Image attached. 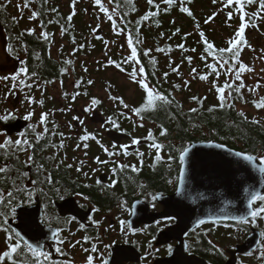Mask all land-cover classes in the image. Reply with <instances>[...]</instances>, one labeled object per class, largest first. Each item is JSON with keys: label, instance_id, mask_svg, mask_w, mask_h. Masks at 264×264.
Instances as JSON below:
<instances>
[{"label": "snow or ice", "instance_id": "obj_1", "mask_svg": "<svg viewBox=\"0 0 264 264\" xmlns=\"http://www.w3.org/2000/svg\"><path fill=\"white\" fill-rule=\"evenodd\" d=\"M46 2V0H45ZM163 4L166 6L164 11L167 12L171 7L177 6V0H162ZM192 0H179V11L181 13L187 14L195 22V31L199 35L198 44L202 45V51L198 53L199 60L204 63L205 72H199L195 67L191 68L190 75L193 79L198 78L200 81L208 82L210 87L209 91L214 90L216 93V98L218 103L208 108L209 112H213L217 108L219 109H234L236 99H239L243 103H247L244 97V90L246 89L249 93L257 94L261 83L257 81L254 86L248 87L245 83L244 75L246 73H253L254 68L244 63L241 59V53L245 47L249 48L252 51H255L254 48L248 43L245 38L246 29L249 27L259 28V24L256 21H264V0H212L213 5L219 4L220 7L207 16L204 19V24L207 25L213 22L221 12L226 16V23L231 27V22L233 19L238 18L240 23L238 27L234 30V33L226 41V47H217L213 41H210L206 36L205 32L201 30V25L196 17L194 16L192 10L185 6L186 4H191ZM91 3L95 9H97L98 14H103V17L111 23V30L115 36H124L126 46L128 49V55L122 56L120 60H115L108 55L107 49L110 44H115L116 41H109L103 36L99 35V25L96 28L92 29V35L95 39L100 40L105 46L104 56L106 61L97 63L100 64V67L107 69L108 67H114L120 73L125 74L129 81L138 85L139 89L142 92L140 102L136 106L129 105L125 102L124 98L118 95H113L111 92L112 84L109 83L105 89L107 93V99L111 101L117 108V112L113 115L107 116L103 121L101 127L108 129H115L120 132H124L131 136V133H127L126 129H123L120 125V118L125 120H132L133 127H144V119L146 113H151L156 111L160 107L168 106L175 103V99L172 96L171 92L165 93L159 87V81L153 84L151 82V77L156 76L155 65L157 64V59L152 55L153 49H142L143 41L141 39L140 27L145 21H149L151 18H154L159 15L160 4L156 3V0H147V4L150 6L149 10L141 16L138 20L135 21L134 28L130 27L131 22L126 19V15H121L118 12L120 7L118 0H91ZM76 5L77 0H71L72 12L67 17V21L70 23L73 19V16L76 14ZM251 6H255V10L249 12L247 9ZM17 8L23 12L24 9H30V15L28 16L29 20H37L39 13L31 8V0H21V3L17 5ZM152 9H155L153 11ZM51 11L56 12L57 9L53 8ZM22 17H12L13 23H18V20ZM99 18V16H98ZM51 22V21H49ZM157 26L159 22L157 21ZM41 32L38 36V39H42L45 42L51 43V34L44 30V25L41 23ZM67 31L63 26L61 27V33L64 34ZM36 34L35 28H29L25 31L19 33L16 37V40L20 42V47L27 54L28 48L27 45L22 41V37L25 35L32 36ZM181 29L176 28L172 35L169 37L171 39L173 36L180 35ZM192 33H184L181 37L182 42L176 45V48L181 50L184 53H197V48H188L185 46L183 41H186ZM163 36V33H161ZM72 43L76 45L75 36L71 37ZM94 47V45H92ZM124 48V45L120 46ZM85 48L84 44H79L74 48L72 55L76 51L83 50ZM173 48L171 45L166 47H156L155 51L158 53L170 54ZM5 51L8 55L14 56L15 59L19 61L20 67L10 73L9 75L0 76V82H11L10 87L3 95V99L7 100L10 96H15L17 94V89L21 92L24 89H28L29 92L24 94L23 104L26 105L25 112L21 117L19 115L20 110L17 108H3L0 110V125H8L10 122H15L19 119H22L25 122H28L26 126L22 129H18L15 133V139L9 134L10 129L7 127H0V152L3 153L2 162H0V264H71L70 261H57L54 259L53 253L59 256H66L67 253L64 249V245L68 242L67 238L62 235L65 231L63 227L56 226L53 227L52 219L47 216L45 213L43 218L44 225L48 228V233H45L43 227L37 223L36 211L38 210V205L36 209H32V205L37 204V196L42 195L48 199V204H53L52 196L58 197L60 200H65L67 196L75 195L81 197L83 200H89V197L84 195L79 191H69L67 187H64L60 184L58 180H54L53 173L47 168L46 164L41 162L36 163L35 159V146L40 143V141L49 134L48 128V118L51 115L50 112L42 111L39 115L37 123H31L35 115V109L33 105H40L43 107V99H35L30 94L31 89L34 87V83H29L32 80L36 73L33 72L29 74L28 68L26 67V61L20 59L18 55V50L9 44ZM262 55L257 57V59L264 60V49L261 50ZM142 57L148 59V63L153 67L151 73L146 71L145 64L142 62ZM39 59V57H37ZM194 57L192 55H186L182 57V61H186L189 65H192ZM66 64H72V60H66ZM173 61L169 60V67L171 72L177 76L181 75L180 65L173 66ZM130 68V70H129ZM84 72H88L87 67L83 68ZM66 69H61V75L64 74ZM261 72H264V69H261ZM225 76L226 79L221 84L220 77ZM169 77V72L163 73V79L167 81ZM213 77V79H210ZM53 81H45L44 84L52 83ZM238 82V83H237ZM190 83L189 80L184 81V86H188ZM63 81H61V85ZM91 86L94 84L92 79L85 81L83 78L77 80L74 84L76 89H80L83 85ZM43 87V85H39ZM172 88L174 90H179L181 88L180 84H173ZM65 99L69 97V93H63ZM89 97V101L86 106L83 108V116L73 115L72 121L77 122L80 126L83 127V134L79 136V142L76 144V148L79 149L81 144L83 148L87 149L89 147L88 141H95L96 144L102 149L103 153L108 157V159H101L100 156L94 158L93 163L98 166L107 167L109 164L112 165L110 171L113 177L117 176L120 172L125 169H130L132 172H139V168L136 164H126L122 163L119 160L114 159L119 156H128L129 148L134 145H139L141 143V138L131 136L129 144H112L111 148L106 146L101 142V139L98 138L96 133L89 132L85 126V119L88 116H91L95 113L96 109L100 107L103 103L101 98L96 96H89L87 90L75 91L71 94V100L75 101L78 96ZM192 101L199 105L200 108L203 107L204 101L207 97L193 96ZM252 104L257 111L264 110V96H259L258 98L253 99ZM181 107L180 105H177ZM122 109V110H121ZM126 110V111H125ZM60 111H71V108L60 109ZM191 113H196L198 108H190ZM238 117L246 123H251L254 125H261V119L253 117L251 120L246 115L243 110H237ZM135 117L136 119H133ZM138 121V122H137ZM38 126H42L43 131L38 132ZM57 126H53L51 135H59L61 141L59 148L64 147V133L55 130ZM68 127H73L72 123L69 122ZM159 136L166 137L168 135V130L163 125H160ZM33 137L30 139L29 137ZM145 141H151L148 147L155 150V160H161L160 151L163 148V145L157 141V137L154 135L151 128L148 129L147 135L143 137ZM235 139V138H234ZM209 146L220 149L222 152L226 153L228 157H234L235 160H229V163H235L239 168L246 171L248 175L242 178L240 182V187L243 184L247 183L249 179H254L252 177V170H255L260 176L264 177V151L255 152L247 149L235 150L232 147H229L226 143L223 142H214L210 141ZM33 150L32 154L27 155V159L23 162L22 168L27 170H22L20 166H14L8 163L12 157H15L17 164L19 163L18 153H29V150ZM136 156L139 160L140 165H143L144 153L140 152L138 149L136 151ZM87 155V152H85ZM189 155V149L183 148L180 151L179 155V173L174 180H168L169 184L178 183L181 186V189L186 183L187 168L185 167L187 163V157ZM50 159H54L50 158ZM66 159V158H65ZM169 159H173L169 157ZM61 166H65L68 169L74 167L73 164L69 163L65 165L64 160H60L58 163H55L54 167L58 170ZM85 161L80 160L78 166L75 167V171L84 176L85 178H91L89 172H85L84 169ZM35 167L36 170V179H32L30 175L31 169ZM100 171V168H92L91 172L95 174ZM15 173V175H13ZM27 181V183H26ZM97 185H101L102 182L100 179L96 181ZM116 183L115 179L112 180V183L108 185L109 187L114 186ZM42 185H46L48 191L44 190ZM79 186V185H78ZM83 187H90V185H83ZM143 188V185H141ZM180 189H178L179 193ZM245 191H248L245 189ZM147 197L150 198L153 208L156 207V201L160 199V196L155 193H147ZM48 204L45 205V208L48 207ZM126 206V201L121 203V207ZM81 208L84 207L83 204L80 205ZM93 213L100 211L99 208L93 207L91 209ZM134 215V211L129 213ZM27 218L30 220L31 224L28 227V230L20 229L19 225L13 226L10 221L14 220H23ZM76 217H69L64 223H71L75 220ZM228 219V217H224ZM232 220H235L237 225H252L254 227L258 226V221H264V194L256 191L252 188L251 191H248V201H247V212L244 215L239 217H231ZM177 220V216L174 214L165 213L162 220H157L156 224L159 225L162 222L174 223ZM56 224L59 225L61 222L59 219L55 220ZM92 224L99 227L100 221L92 220ZM120 231L121 234L125 237L129 233H136L137 231H142L140 229H135L132 226L131 221L129 220H120ZM167 223L165 226H167ZM206 223L205 220L201 219L198 221V226ZM216 223V221H213ZM35 225L37 231L32 232L31 226ZM81 228H84V225H80ZM223 227L230 228L236 227V225H231L224 223ZM237 231L241 229L236 227ZM195 231V230H193ZM187 235V234H186ZM199 235V234H198ZM207 235V233H205ZM231 238V233L228 234ZM261 237H264V231L260 233ZM91 237L84 236L83 242L88 243L91 241ZM155 239V237H153ZM51 241V243H49ZM127 242V240H125ZM208 243L212 246V251L215 255L221 257L224 261V264H233V261L229 259V256L226 254V247H220L214 244L211 240ZM47 245V247H46ZM80 245L82 250L85 253H88L85 259V264H109V260L104 257L103 253H100V260L97 261L96 257L93 254L99 252L96 243L91 244V248H83L81 240H76L74 243H71V247H76ZM112 247V245H104L105 249ZM187 250L191 249V245H185ZM172 246H168L169 254L172 253ZM153 254V244L149 240L147 244V250L141 259L147 260L149 256ZM253 253L248 252L247 255L251 256ZM23 257V259H20ZM258 259L264 260V247L260 249V255Z\"/></svg>", "mask_w": 264, "mask_h": 264}, {"label": "trees", "instance_id": "obj_2", "mask_svg": "<svg viewBox=\"0 0 264 264\" xmlns=\"http://www.w3.org/2000/svg\"><path fill=\"white\" fill-rule=\"evenodd\" d=\"M118 3L120 5L118 12H120L121 15L127 14L126 19L131 22L130 27L133 28V31L135 30V21L143 16L150 8L147 4V0H118ZM156 3L160 4L159 15L151 18L149 21H145L141 25L140 34L143 43L140 47L142 49H153L152 55L157 59V64L155 65L156 76L151 77V82L155 84L159 81L161 90L165 91V93L171 92L175 99V103L160 107L154 112L146 113L143 122L147 123L149 126L144 124V127L140 128L139 131L147 132L148 129L151 128L154 135L157 137V141L161 143L163 147L168 146V143L173 144L174 142L175 147H183L187 142L214 139L238 149H247L255 152L264 151V118L261 120V125H254L243 122L237 115V110H243V108H239L238 104L243 107L246 105L254 108L251 101L259 96H264V93L259 92L260 94L257 93L254 95L245 89L244 97L247 103H243L239 99H236L234 101V109H228L227 107L224 109L217 108L213 112H209L208 108L218 103L215 91H209V88L206 87L207 83L202 84L204 81H200L198 78L189 79V85L186 87L184 86L185 74L190 73L192 67H195L201 73L206 71L204 63L199 60L198 53L202 51V45L197 43L199 35L195 31V22L187 14L179 11V0H177V6L171 7L167 12L164 11L166 6L163 4L162 0H156ZM185 6L192 10L196 20H198L201 25V30L205 32L208 39L213 41L217 47H226L227 39L233 35L234 30L240 23L239 19L235 18L231 22H228L232 25L229 27L226 23L225 14L221 12L216 16L213 22L205 25L204 19L211 15L212 12L216 11L220 7L219 4L213 5L212 0H192L191 4H186ZM31 8H34L40 14L37 19L38 28L28 23L27 16L18 14V8L14 0H0V26L6 34L7 46L11 44L18 50L19 57H22L21 59L24 57L23 60L26 61L29 74L33 72L36 73V76L29 81V83H34V87L31 89L30 94L37 100L43 99V108L51 113L50 116H53L52 121L48 120L49 134L45 136V139L41 140L43 143L36 145L38 150L44 149L45 151L50 148L51 141L54 142L55 146L59 147L61 137L58 134L55 136L51 135L54 125L57 126L55 129L57 133L64 132L63 129L58 127V117L63 113L59 111L58 107L54 104L56 98L52 96L48 88L44 86L52 85L57 81H63V90L61 94L65 99L63 93H69V97L65 99V101L68 104L75 105L81 100L89 99V97L81 95L78 96L75 101H72L71 94L75 91L83 92L87 90L89 96H97L94 94V88L96 86L100 84L102 88H107V85L111 83L113 86L111 89L113 95L123 97L125 102L129 105H138L142 96L140 89L136 90L137 92L134 97L127 102L128 91L130 89L129 86L119 81L116 74L108 76V69L101 68L100 64L94 62L88 63L93 57L104 52L105 46L100 40L95 38L88 39L92 24L85 19L87 11L84 4L79 5V1L77 0L76 14L73 16L70 23L67 21V17L72 12L71 0H46V2L45 0H31ZM53 8L57 9V11H51ZM250 9L251 7L247 10L249 11ZM152 10L155 11V9ZM12 17L22 18L18 20V23H13ZM157 21L159 22V26H157ZM41 23L44 25V30L51 34V43L38 39L41 32ZM62 26L67 29L64 34L61 33ZM29 28H35L36 34L32 36L25 35L21 38L28 48L26 54L23 49H21L20 42L16 40V37L19 33ZM176 28L181 29V34L169 39ZM161 33H163V36H161ZM184 33H192V35L183 42L188 48H197V53H184L176 48V45L182 42L181 37ZM72 36L76 38V45L72 43ZM245 38L255 51L245 47L241 53V59L244 63L253 67L252 53L262 50V37L259 34L253 35L249 28H247ZM59 42L62 43L63 46L58 49L59 52H57L56 55L53 47H57ZM79 44H84L85 48L76 51L75 54L72 55L74 48ZM92 45H94V47H92ZM168 45H171L173 48L170 54L158 53L155 51V48L158 46L166 47ZM108 55L115 60H120L122 56H126L123 51H119L118 47H113L108 52ZM186 55H192L194 57L192 65H189L186 61H182V57ZM37 57H39V59H37ZM66 60H72V64H66ZM169 60L174 62L173 66L180 65V76L171 72ZM99 61L103 62L102 60ZM142 62L145 64L146 71L151 73L153 67L149 65L148 59L142 57ZM93 64H97V68L102 70L100 75L98 71L91 68L94 66ZM84 67H87L88 72H84ZM111 68L114 69V67ZM61 69H66L63 75H61ZM164 72H169L167 81L163 79ZM81 78L85 81L92 79L94 84L91 86L85 84L80 89H76L74 84ZM210 79H213V77H210ZM225 79L226 77L222 75L219 82L222 84ZM45 81L53 82L44 84ZM197 83L204 85L203 88L205 91L203 94H200L197 90ZM70 84L73 86L70 87ZM173 84H180L181 88L179 90H174L172 88ZM39 85H43V87H39ZM5 92L6 91H4V93ZM26 92H29V90L27 89ZM193 96L207 97L202 108L192 101L191 98ZM193 107L198 108L196 113H191L189 111V109ZM243 111L250 120L256 117L248 111ZM115 112H117L116 106L111 107V115ZM120 125L127 131L133 130L131 129L133 123L122 117L120 118ZM160 125L167 128L168 135L166 137L159 136ZM1 126L2 125H0V127ZM37 131L42 132L43 129ZM204 133H209L210 135H201ZM29 138L32 139L33 137L30 136ZM176 142H179V144H176ZM64 146L69 147V144H64ZM18 155L19 163L17 164L14 157V164L22 168L24 155L23 153H18ZM2 157L3 153L0 152V158ZM12 159L13 157L8 160V163L12 162ZM0 162H2V159H0ZM55 220L56 217L52 219V224L57 226ZM86 248L90 249L91 246H86ZM20 259H23V257ZM70 262L71 264H75L72 261Z\"/></svg>", "mask_w": 264, "mask_h": 264}, {"label": "flooded vegetation", "instance_id": "obj_3", "mask_svg": "<svg viewBox=\"0 0 264 264\" xmlns=\"http://www.w3.org/2000/svg\"><path fill=\"white\" fill-rule=\"evenodd\" d=\"M259 27H261L260 24ZM53 50L56 54L59 52L56 46L53 47ZM53 85L54 84L44 87L50 90L49 87H53ZM102 89L105 90L106 88H102L100 84L94 88V94L97 95L96 97L101 98L103 103L96 109L93 115L88 116L85 119V126L89 132L96 133L98 138L101 139V142L109 148H111V145L114 143L117 145L129 144L131 136L141 138V143L139 145H134L129 148L130 154L128 156H119L114 158L122 163L136 164L140 169L139 172L134 173L130 169H125L117 176L113 177L110 171L112 167L111 164L107 167L95 165L93 161L96 156H100L101 159H108V157L103 153L102 149L95 141H88L87 143L89 144V147L87 149L83 148V144H81V147L77 149L76 144L79 142V136L83 134V127L77 122L72 121L73 115H84L83 108L86 106L89 99L81 100L84 103V106L81 107L78 106L80 101L75 105H71L64 99V102L60 104L59 107L57 100H55L54 104L58 107L59 111L62 108H71V111H61L63 114L58 117V127L64 130V144H69V147L64 146L63 148H59L54 145L53 141L50 142L51 147L45 151L44 149L38 150L35 146L34 151L36 163H45L47 168L53 173L54 180H58L60 184L67 187L69 191L74 190L83 193L89 197V200L85 201L81 197H77L75 195L67 196L65 200H60L58 197L52 196L51 199L54 203L48 204V199L42 195H38L36 199L37 201L39 200L42 205L43 218L46 213L47 216L51 218L56 217V219H59L61 223L57 226L65 229L62 233L64 237H66V234L69 233L70 237L67 238L68 242H72L73 237L80 236L82 245L85 248L86 246H91L92 243H96L99 252L93 255L98 257V261L100 260V252L103 253L104 257L110 261L113 256L115 246L129 244L134 248V250L130 249L127 252L121 253L119 260L117 262H113L112 264H155V262L159 259L169 257L180 242L178 237H173L167 243L158 244L159 234L170 228L177 227L179 217L185 216V210L188 218L197 215L200 208L199 205L202 200L207 196H212L213 191L203 190L200 188L201 186L197 187L195 185V182L199 181L201 175L194 171H187L186 183L182 189L178 183L169 184L167 182L170 179L175 181L179 173L180 151L183 148H186L193 141L187 142L183 147H175V142L173 144L168 143V146L163 147L160 151V155L162 157L161 160L157 161L155 160L154 149H151L148 146L142 147L143 145H149L151 141H145L143 139V137L147 135V132L139 131L140 127L134 128L132 125L131 129L133 130L127 131V133H131V136L123 138L117 142L112 140L108 134L109 130L112 129L110 127L108 129L102 128L101 125L107 116L111 115V107L115 105L111 106V101L107 99V93H104L105 95L102 94L103 96L98 95V91ZM25 90L27 91V89ZM34 106H39L42 111L48 112L38 104ZM134 118L135 117H133V119ZM38 119L33 117L31 123H37ZM48 120L52 121L53 116H49ZM61 120H65V126ZM71 121L73 127L69 128L68 124ZM129 121L133 123L132 120ZM11 123L13 122H10L9 124ZM27 123L28 122H26V124ZM4 126L6 125H3L2 127ZM42 129V126H38L37 128V130ZM15 133L16 131L9 134L15 139ZM201 135L210 134L204 133ZM45 138L46 137L43 139ZM40 143L43 142L40 141ZM176 144H179V142H176ZM137 149L144 153L142 166L135 154ZM32 151L33 150L30 149L29 153H23L24 161L27 159V155L32 154ZM85 152H87V155H85ZM53 157L54 159H50ZM169 157H172L173 159H169ZM62 159L64 160L65 165L71 163L74 167L72 169H68L65 166H61L57 170L54 165ZM80 160L85 161L83 170L85 172H89L91 177L90 179L85 178L75 171V167L78 166ZM9 164L15 166L14 157L12 162ZM92 168H100V171L93 174L91 172ZM195 168L201 169L200 166L197 165ZM13 175H15V173H13ZM30 175L32 179L37 178L35 167L31 169ZM97 179L101 180V185L96 184L95 181ZM113 179H115L116 183L114 186L109 187L108 185L112 183ZM85 184L90 185V187H83ZM141 185H143V188H141ZM42 187H44L46 192L48 191L46 185H42ZM204 187H206L205 183ZM178 189H180L179 193ZM147 193H155L160 196V199L156 201L155 208H153L150 198L147 197ZM218 193L219 191L216 187V197ZM220 197H222V193H220ZM124 201H126V206L122 208L121 203ZM63 203L71 206H78L79 210L83 212L82 216H85L86 220L83 222L77 215L75 216L72 213H68L66 215L62 214L58 205ZM138 203H141L140 207L138 206ZM46 204H48L47 208H45ZM81 204L84 205L83 208L80 207ZM144 205H147L146 209L143 208ZM93 207L99 208L100 211L93 213L91 211ZM144 209L146 212H144ZM182 210H184V212ZM132 211H134V215L129 214ZM165 213L176 215L177 220L174 223H167L165 221L157 225L156 221L162 220ZM72 216H75L76 219L71 223H64V221ZM133 216H135L138 221L136 224H132L133 228L140 229L142 231H137L134 234L129 233L125 237L121 234L119 222L121 219L130 221ZM143 219L148 220L143 222ZM92 220L100 221L99 227L92 224ZM213 221H216V223H213ZM166 223L167 226H165ZM224 223L236 225V227H239L241 230L237 231L236 227L225 228L223 227ZM81 224L84 225V228L80 227ZM253 229H258L260 232L264 231L260 223H258V226L254 227L252 225H237L235 220H207L203 225L198 226L197 224L194 228L187 231V235L185 234L183 239L185 245H191V249H179L178 257L186 260V264H224L223 259L213 253L212 246L208 243V241L211 240L217 246L226 247V254L229 256V259H231L237 247L246 240V238L252 233ZM205 233H207V235H205ZM229 233H231V238L228 235ZM143 234L146 236L145 239H142ZM84 236L91 237V241L84 243ZM153 237H155V239H153ZM125 240H127V242H125ZM149 240H151L153 244V254L145 261L141 259V257L144 256L147 250ZM263 243L264 237H261L260 244L252 252L253 254L251 256L243 253L237 254V264H242L244 259L250 257H253L252 259H257L261 263L260 259L254 256H256V253L260 251L261 247H263ZM104 245H112V247L105 249ZM169 245H171L173 249L171 254L168 252ZM139 258L140 260H138ZM64 260H68L67 256H63L61 261Z\"/></svg>", "mask_w": 264, "mask_h": 264}, {"label": "water", "instance_id": "obj_4", "mask_svg": "<svg viewBox=\"0 0 264 264\" xmlns=\"http://www.w3.org/2000/svg\"><path fill=\"white\" fill-rule=\"evenodd\" d=\"M102 33L103 29L102 27H99L98 34L102 35ZM18 100L19 94L15 96V103H18ZM25 124L26 122L20 119L4 127L9 128V133H12L18 129H22ZM108 134L110 138L116 142L123 138L129 137L128 134L113 129L109 130ZM210 141L219 143V141L214 139L193 141L186 147L189 149V155L187 157V163L185 167L187 168V171L199 173L201 177L199 178V181L195 182V185L197 187L201 186L200 188L203 190H212L213 195L207 196L202 200L201 204L199 205L200 208L197 215L188 218L186 216V210L185 212L182 210L185 216L179 217L178 226L170 228L167 231L161 232L159 234L158 244L167 243L173 237H178L180 242L169 257L159 259L155 262V264H186V260L178 257V250L185 248L183 237L187 231L191 230L198 224L199 220H232L231 217H239L247 212L248 191H251L252 188H254L256 191L264 194V177L260 176V174L255 170H252L251 174L254 179H249L247 183L240 187L239 185L242 178L246 177L248 173L239 168L235 163H229V160H235V158L228 157L226 153L222 152L220 149L210 147ZM233 149L240 150L238 148ZM196 165L200 166L201 169L195 168ZM204 183L206 187H204ZM216 187L219 191L217 197L215 196ZM245 189L248 191H245ZM220 193H222V197H220ZM37 205V223L43 227L45 233H48L49 230L43 223L42 205L39 200L37 201V204L32 205V209H36ZM58 206L62 214L66 215L68 213H72L75 216L77 215L81 221L84 222L86 220V217L82 216L83 212L79 210L78 206H71L64 203ZM138 206L140 207L141 203H138ZM143 208L146 209L147 205H144ZM145 209L144 212H146ZM224 217H228V219H224ZM147 220L148 219H143V222H146ZM130 221L132 224H136V222H138L135 216H133ZM10 222L14 227L19 225L18 230L24 229L25 231L28 230V227L31 224L30 220L27 218H25L23 222L19 219ZM31 230L32 232L37 231L35 225L31 226ZM260 233V230L253 229L252 233L246 238V240L237 247L232 258L230 259L233 261V264H237V254H247L248 252H253L258 247L261 241ZM49 243H51V241H49ZM130 249L134 250V248L129 244L115 246L113 250V256L110 259L109 264L117 262L120 258V254L127 252ZM53 256L57 261H61L63 259V256L56 255L55 253H53ZM138 260H140V258Z\"/></svg>", "mask_w": 264, "mask_h": 264}, {"label": "rangeland", "instance_id": "obj_5", "mask_svg": "<svg viewBox=\"0 0 264 264\" xmlns=\"http://www.w3.org/2000/svg\"><path fill=\"white\" fill-rule=\"evenodd\" d=\"M78 1H79V5L84 4L86 6L87 12H86L85 19L87 21H90L92 24V28H91L90 33L88 35V39L94 38L92 35V29L96 28V26L99 25L103 29V33L101 36H105L104 38L108 39L109 41H112V40L116 41L115 44L109 45V48L107 49V51L109 52L113 47H118L119 51H123L126 55H128V49L126 46L125 37L124 36L117 37L114 35V33L111 30V23L103 17V14H98L97 9H95L91 3V0H78ZM14 2H15V5L17 7V5L21 3V0H14ZM254 10H255V6H251V9L249 10V12L254 11ZM18 14L28 17L30 15V9H24L23 12H21L20 9H18ZM98 16H99V18H98ZM27 21L30 25L32 24L34 27L38 28V21L37 20L27 19ZM256 23L260 24L261 28L257 29V28L249 27V30L253 35L259 34L262 37V42H263V48L262 49H264V21H257ZM121 45H124V48H121L120 47ZM62 46H63V44L59 42L57 49H59ZM6 47H7L6 34L3 30V28L0 26V76L9 75L10 73H13L14 71H16L20 67L19 61L17 59H15L14 57L7 54V52L5 51ZM104 52L100 53L96 57H93L92 60L88 61V63H90V62L97 63V61H99V60H102L103 62L106 61V57L104 56ZM252 54H253L252 66L254 68V72L253 73H246L244 75L245 83L247 84V86L252 87V86H254V84L257 81H259L261 83V87H260L258 93L259 92L264 93V72H261V69H264V60L257 59V57L262 55V52L260 50L259 52H254ZM21 58L22 57H20V59ZM23 59H24V57H23ZM93 65L94 66L91 68L98 71L99 75H100L102 70L97 68V64H93ZM107 69H108L107 70L108 76H112L113 74L114 75L116 74L119 81H121V82H123L129 86L130 89L128 91V100H127V102H128L129 99L134 97V95L137 92L136 90L139 89L138 85L129 81L128 77L125 74L120 73L117 69H115V68L113 69L111 67H108ZM184 79L185 80H189V79L192 80L193 78L191 77L190 73H186ZM202 84H206L207 88L210 87L208 82H203ZM10 85H11L10 81L7 82V84H5V82H0V110H2L5 107L17 108L20 110L19 115L22 117L24 112H25V107H26V105L22 103V101L24 100L23 95L26 92V90L24 89V91L21 92L17 89V94H19L18 103H15V96L17 94L15 96H10L7 100H4L3 99L4 91L7 92L8 87H10ZM72 86L73 85L70 84V87H72ZM203 87H204V85H201L200 83L196 84V88L200 92V94H203L205 91ZM49 89H50L49 91H50L51 95L56 98L57 104L60 107V104H62L65 100L61 94V92L63 90V85H61V81L55 82L53 87H49ZM104 93H106V91L104 89L98 91L99 96H103L102 94H104ZM113 105L114 104L111 102V106H113ZM78 106L79 107L84 106L83 101H80ZM238 106H239V108H243V110L252 113L254 116H256L257 118H260L261 120L264 118V110L257 111L253 107L246 106V105L243 107L240 104H238ZM32 107L35 109L34 118L38 119L42 110L39 106L33 105ZM134 119H136V118H134ZM61 121L64 123L63 125L65 126L66 125L65 120H61ZM37 122H38V120H37ZM71 123H72V121H71ZM144 124L146 126H149L147 123H144ZM64 129H65V127H64ZM147 146L148 145H143L142 147H147ZM258 223L261 224V227L264 230V226H263L264 221H258ZM69 237H70V235H69V233H67L66 238H69ZM145 238H146V236H144V234H143L142 239H145ZM76 240H80V236L73 237L72 242H66L65 243L64 249L67 253V255H66L67 259L72 261L75 264H85V259H86V256L88 255V253H85L82 250V247L80 245H77L76 247L70 246V244L74 243ZM263 247H264V243H263ZM83 248H85V247L83 246ZM259 255H260V251L257 252L256 256H254V257L258 258ZM252 258L253 257L244 259L242 261V264H264V260L260 259V261H261V263H260L257 259H252ZM96 260L98 261V257H96Z\"/></svg>", "mask_w": 264, "mask_h": 264}]
</instances>
